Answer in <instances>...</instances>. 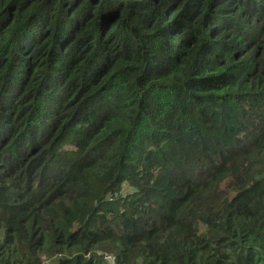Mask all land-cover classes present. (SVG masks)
<instances>
[{"label": "trees", "instance_id": "1", "mask_svg": "<svg viewBox=\"0 0 264 264\" xmlns=\"http://www.w3.org/2000/svg\"><path fill=\"white\" fill-rule=\"evenodd\" d=\"M0 264H264V0H0Z\"/></svg>", "mask_w": 264, "mask_h": 264}]
</instances>
